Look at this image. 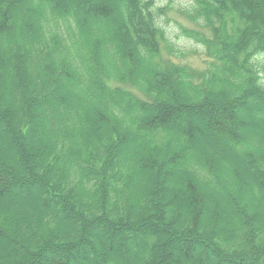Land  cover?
Listing matches in <instances>:
<instances>
[{
  "label": "trees",
  "instance_id": "16d2710c",
  "mask_svg": "<svg viewBox=\"0 0 264 264\" xmlns=\"http://www.w3.org/2000/svg\"><path fill=\"white\" fill-rule=\"evenodd\" d=\"M19 1L23 2L0 0V36L4 35L6 42L3 50L0 47V124H8L21 144L27 141L32 146L20 167L28 177L38 180V201H44L47 194L54 195L48 201L64 204L73 220L68 227H59L53 217L56 210L53 215L44 210L34 222L20 224L34 237L32 243L21 241L23 246L38 257L58 248L65 254L76 240L72 236L76 230L80 236L83 227L88 230L103 222L109 235L119 229L120 233H136L143 238L132 246L140 256L136 264H179L180 259L186 264H203L190 245L177 252L175 242L179 239L171 240L175 252L163 255L171 245L164 246L162 232L147 226L159 220L176 237H201L206 242L204 250L218 253L223 261L227 252L234 258L232 264H262L264 244L258 248L255 238L264 234L260 221L264 217V150L261 144L259 149L252 147L261 143V136H248L250 124L237 118L235 111L246 105L240 100L252 98L264 105V20L260 21L264 18V0H192L186 17L198 30L183 32L204 47L208 64L202 70L163 55L164 51L173 56L182 53L167 42L161 26V0H77L85 4L80 16L73 14L76 0H42L28 10ZM16 5L25 10L28 24L20 30L21 47L13 44V53L7 39L13 36L11 17L16 15ZM129 18L135 24L128 31L124 22ZM93 23L113 37L108 42L103 37L102 42L89 40L85 32ZM134 30L140 37L132 42ZM26 47L34 59V75L40 79L26 71ZM59 52L63 57L56 58ZM142 61L147 64L145 70ZM76 68L80 73H91L88 88L84 89L88 79L85 75L82 79ZM14 81L22 91L23 113L14 108L17 99L11 104L4 100L5 85ZM70 86H75V93L67 90ZM231 90L234 95L228 94ZM105 100L109 114L93 105ZM41 106L51 107L62 120L70 119V125L53 123L50 128L46 121L41 123L36 116ZM202 112L206 113L203 122ZM178 114L186 118L182 128L175 123ZM36 134L42 135V140L36 139ZM205 134L212 141L204 147L201 138ZM244 135L252 140L246 142ZM210 148L214 154L206 156L204 151ZM173 168L181 169L179 176L174 175ZM0 174V201L13 205L15 200L6 197L9 174ZM142 181L149 182L145 195L138 193ZM227 185L231 192L223 194L229 213L239 214L245 228V240L239 247H226L228 240L241 233L236 230L240 225L232 226L231 216L228 222L216 218L219 223L202 225L208 208L224 211L212 198L215 194L210 188L219 190ZM245 188L254 208L241 200ZM30 193L27 191L29 197ZM176 201L186 204L192 215L185 211L174 214ZM223 205L226 208L227 204ZM4 220L0 213V234ZM86 242L83 240L81 246ZM225 247L229 251H224ZM111 248L103 246L98 258L93 254L94 264H117L110 259L111 253H117ZM207 251L202 254L204 261L209 258Z\"/></svg>",
  "mask_w": 264,
  "mask_h": 264
},
{
  "label": "rangeland",
  "instance_id": "374dc122",
  "mask_svg": "<svg viewBox=\"0 0 264 264\" xmlns=\"http://www.w3.org/2000/svg\"><path fill=\"white\" fill-rule=\"evenodd\" d=\"M76 2L77 3L75 5L77 6L75 10L73 11V14L76 16H80L82 14V9L85 4L83 5L81 4V2H78L77 0ZM20 3H24L25 9L28 10L29 8L37 7L39 3L41 4L43 2L42 0H23V2L19 1V4ZM189 4H190V0H161L159 2V6L169 7L165 15L162 16V20H165V23H166L167 36L170 38V41L174 43V45L178 49L182 50L183 52H187L185 55H183L182 57L176 60L181 61L182 63H185V64H189L192 67L203 69L206 58L204 56V52L202 48L199 46V44H196L192 40L186 39V37L184 38L183 36L180 35L181 27L185 29L193 27V25H191L187 21V19L181 15L180 12H177V10H179L182 7L188 6ZM15 9L17 10L16 15L13 14V16L11 17V22H13V24L15 25V28L13 30V36H12L14 37V39L12 37H10L12 38L11 41L9 40L10 38L7 39V47L13 53H14L13 44L15 46L21 47V44L19 43L20 42L19 41L20 30L24 27L25 24H28V21L26 19L27 14L25 10L22 8V6L20 7L16 5ZM262 20H264V18L260 19V21ZM124 24H125L124 26L126 27V29H128L129 31L130 29L129 27L134 28L135 23L133 24V21H131V19L129 18V21L127 20V23L124 22ZM107 28L109 27L107 26ZM85 36L89 40H97V41L99 40L101 42L103 40L102 37L106 40V42L109 41V38L113 37L111 33L106 35L104 30L97 23H93L89 26L88 31L85 32ZM131 37H132L131 38L132 42H135L136 41L135 39L140 37V34L136 30H134L132 32ZM106 42L104 41L103 45ZM5 43L6 42H5L4 35L0 36V47L2 48V50L5 47ZM24 53H26L25 60L27 62L25 64V67H26V71L28 75L32 78L34 77V79H40L39 75L37 74L34 75V72H35L34 64L35 63H34V59L31 58L32 56L30 54L28 47L25 48ZM63 54H64L63 52L61 53L59 52L58 55H56V58L63 57ZM4 58L8 61L6 56ZM72 63L74 64V61ZM141 65L143 66L145 70L146 65H147L146 62L142 61ZM77 70L79 69L76 68V73L80 74V77L82 79L84 78V75H85V79H88L87 83H85L84 89L88 88L89 87L88 83L91 80V73H88V72L80 73ZM0 72L2 71L0 70ZM238 72L239 71H237V73ZM140 76H142V78H147L149 80L152 79L147 74H140ZM231 79H233L232 81H235V77ZM13 85L15 88L13 87ZM74 87L75 86L67 87V90H70V92L75 93L76 90ZM4 88L6 90L4 100L10 102L11 104V100L17 99V104L14 105V108L16 111L21 110L23 113L22 104L20 102V99L22 98L21 97L22 91H20V89L18 88L16 81H14L11 84L8 83L7 87L5 85ZM84 89H82V91H84ZM14 92H17L18 94L17 97L14 96L13 94ZM234 93L235 92L233 90L228 92L229 95H234ZM77 98L81 99V97H77ZM246 101L240 100V102H245L246 105H244L245 107H242V110L235 111L237 118L247 120L248 121L247 123L250 124V126L248 127L249 131L247 132L248 136L252 133L261 136V140L263 142L261 141V143L260 142L253 143L252 147L257 148L259 144H261V150H264V105H262L260 101L254 100L252 98ZM0 102H2V99L0 100ZM240 104H243V103H240ZM93 105L99 106L100 109H103L106 114L110 113V108H109V104L107 100H105L104 102H99L98 104L94 103ZM40 108H41V111L38 108L36 116L38 117V119H40L39 121L41 123L46 121L49 124L50 128L53 123H55L54 125H58L61 127L62 126L68 127V125H70L69 124L70 119L64 117V119L66 120L65 122L64 119L62 120V118H59L60 116L59 113H58V116L54 114L53 109L51 107L48 108V107L41 106ZM3 109H6V107H3ZM68 109L67 108L64 109L63 113H65L66 110ZM250 109H253L255 112L250 113L249 112ZM205 114H206L205 112H202V114L200 115L201 116L200 120L202 122H203V118H206ZM41 116H44V117H41ZM177 118L179 119H176L175 123L179 125L181 128L184 127V124L182 123V121L186 120L185 115H184L185 119H183V114H178ZM36 136H37L36 139H39V141L42 140V135L36 134ZM245 136L246 135H244L243 138L245 139L246 142L249 143L252 139L248 136L245 138ZM208 141L210 142L212 141L208 137V135L206 134L202 135V138H201L202 146L205 147L208 144ZM73 145L75 146L74 143ZM30 146L31 144H29L27 141L21 144L20 140L10 130V126L8 124H0V173L3 172V173H6L7 175L9 174L8 177H10V179H8V184H9L10 189L7 191L6 197L10 200H13V201L15 200V203L13 205L6 204L5 202L0 201V213L1 215H3L5 219L4 224H2V229H1L3 233L0 234V264L1 262L2 264H8V262L10 263L12 262V264H20V263L38 264V262L40 261H41V264H57L61 260H65V259H62V257L66 258L64 264H94V261L91 259L92 255L94 254V257L97 256L98 258V255L103 250L102 247L103 246L106 247V245L109 246V248L112 247L111 249L114 250L115 252L117 251V253H111L110 255V259L114 258L117 261V264H136V261L140 259V256H139V253H137L133 249L132 246H133V243H135L137 240H142L143 238L139 234H136V233H133V234H130L129 232L120 233L121 230L119 229L115 235H109L108 233H106L107 226L103 222L98 223L96 226H93L88 230L84 229L83 227L82 228L83 233H81L80 236H79L80 230L79 229H78L79 231L76 230L75 234L72 235L73 238H76V240L75 239L73 240L74 243L71 249H67L68 251L65 254L62 253L63 248L62 249L58 248L59 251L51 250L47 252V254L43 256L41 255V257H38V256H34L33 254H31L32 252L29 248H26L23 246L21 241L24 242L25 240H28L29 242L32 243L34 242L33 241L34 237L32 238L31 236H29L28 231L23 230L20 224L21 223L27 224V223L34 222L38 216H42L45 213L44 210H46L49 213H52V215H53L52 211L56 210V214L53 217H55L58 220L59 227H63L64 225L67 226V224L69 226V224L73 222L72 216L71 214L68 215V213L66 212L64 208V204H61L58 200L48 201V197H51L54 195L47 194V197L44 198V201H41V202L38 201L40 200L39 196L36 197L37 196L36 194H38L36 191V183L38 180H34L35 179L34 177H31V178L28 177L29 176L28 173L25 172V170L20 167V165L21 166L23 165V161H22L23 156L25 155L26 157H28L30 156L32 152L30 150ZM77 146L80 147V145H77ZM16 149H18L19 151L18 150L16 151ZM132 149H133L132 153L135 154L136 150L133 147ZM204 152L206 156H212L214 154L212 148H210V150L205 149ZM72 169H71V172H72ZM173 171L175 172L174 173L175 176H179L181 173L180 168H175V169L173 168ZM195 181L199 184V180L198 181L195 180ZM148 184H147V181L146 182L142 181L138 193H140L141 195H145V191L147 189L146 187L148 186ZM169 185H173V184L170 183ZM246 189L247 188H245V190ZM210 190H212L211 191L212 194H215V197H212V198H214L217 201V204L218 203L221 204V207L224 209V211L219 210L218 207L216 210L213 208H208L203 214L202 225H204L205 227H208V226L214 225L215 223H219L218 222L219 220L216 221V218L222 220L223 222H228V220H230L229 216H231L232 226L234 227V226L240 225L239 228L238 227L236 228V230L237 232L241 231V233H236L235 237L230 239V242L228 240L227 243L229 244L226 247L230 248L233 245H235V247H239L240 244L243 243L245 240L244 238L245 228L242 225V218L239 216V214H236L234 212L232 214L229 213V207H228L229 202L224 197V194H223L224 191L231 192L229 190L228 185L225 187H222V189H219V190H215L211 188ZM27 191H31L30 193V195H32L31 197L27 195ZM244 193L245 195L241 199L243 204L246 207L254 208L255 205L250 202L247 190ZM207 195L211 197L210 193H207ZM55 199H57V195H55ZM224 203L227 204V206L225 205L226 208H224V205H223ZM182 211H185L187 215H190V214L192 215L191 210L187 207L186 204H184L181 201H176L174 205H172V212L175 214V213H179ZM64 218L66 219L64 220ZM260 221L263 222L262 230L264 231V217L260 218ZM77 222L78 220L75 219L74 224H73L74 227H75V224H77ZM259 222H254V224L256 225L255 227L257 226L260 227ZM162 224L163 222H160L159 220H152L147 224V226L150 227L149 230L153 229L155 231L162 232L161 243L164 244V246L168 245L167 247H169L171 245V247L163 251L162 253L163 255L168 254V253L172 254V252L174 253L175 251L172 248L173 246L171 244L172 242L171 240L179 239V241L175 242L177 243V246L179 247L178 248L179 251L177 252L180 253L181 252L180 249L183 250L184 248L190 245V249L192 250L193 254L197 257H199L198 255H200L199 258L203 262V264L204 263L205 264H232L231 262L234 261L233 257L230 258V256L232 255L230 256L228 255L230 253H227V252L224 253L225 261H223L224 258L223 260H221L222 257L219 256L218 253L216 254L213 252L209 253V251L204 250L203 244L205 246L206 242H204V240L201 237H190L189 235H187L189 237L186 236V238L176 237L177 234L169 233L166 230V228L162 227ZM60 230H62V228ZM30 231L33 232L34 229L30 228ZM255 234L257 233L255 232ZM255 239L259 241L258 248L263 247L264 234L257 235ZM83 240L87 241L84 245L85 247L81 246L83 243ZM101 241H104V243L103 242L101 243ZM201 243H202V246H201ZM230 244L231 246H229ZM226 247L224 248V251H229L227 250ZM118 249L120 253H118ZM154 251H155V248L153 249V252ZM206 251L209 254L208 256L209 258L206 261H204L205 259L202 256V254ZM182 262L186 264L185 260L180 259L179 264H182ZM161 264H166V262L164 263L161 262ZM262 264H264V260L262 261Z\"/></svg>",
  "mask_w": 264,
  "mask_h": 264
}]
</instances>
